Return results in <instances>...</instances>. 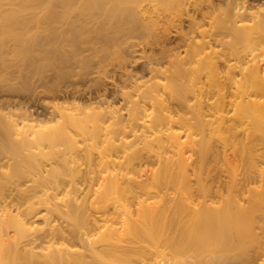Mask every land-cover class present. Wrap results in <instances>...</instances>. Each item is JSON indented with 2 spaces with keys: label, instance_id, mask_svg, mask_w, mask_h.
I'll use <instances>...</instances> for the list:
<instances>
[{
  "label": "bare ground",
  "instance_id": "bare-ground-1",
  "mask_svg": "<svg viewBox=\"0 0 264 264\" xmlns=\"http://www.w3.org/2000/svg\"><path fill=\"white\" fill-rule=\"evenodd\" d=\"M118 1L10 0L0 11V65L11 55L29 68L24 83L0 71V264H132L146 253L189 264L188 252L194 264H264V0H150L158 19H179L176 44L109 100L50 104L59 87L25 84L62 59L60 44L83 41L79 16L122 15L135 32ZM77 126L101 142L95 168L62 169L59 149L43 165L46 147L77 141ZM15 156L27 169L22 159L4 169Z\"/></svg>",
  "mask_w": 264,
  "mask_h": 264
},
{
  "label": "rangeland",
  "instance_id": "rangeland-1",
  "mask_svg": "<svg viewBox=\"0 0 264 264\" xmlns=\"http://www.w3.org/2000/svg\"><path fill=\"white\" fill-rule=\"evenodd\" d=\"M9 2L10 0H0V11H5L9 7ZM156 3L150 0H142L138 4L120 0L116 2L114 7L121 12L128 8L133 9L135 21L138 25L135 32L130 30L133 20L122 15L112 14L108 18L107 15L92 12L79 16L77 18L78 29L87 32L83 41L78 45H72L68 42L60 44L63 49L62 59L49 61L42 70L37 72L38 74L31 75L25 84L28 86L31 82L38 83L39 79H43L50 87L57 86L60 89L55 93V96L48 94L47 102L73 106L78 102H88L90 97L96 95H104V97L106 95L108 100L111 99L110 96L114 95L116 87L122 85V81L126 79L128 74L132 75V80L149 78V75L144 73L143 69L145 60L158 54L162 47L172 48V46H175L178 38L176 25L180 24L177 18L172 19L175 22L171 23L172 20L165 18L164 14H161L158 19L157 11H162L158 10L159 7ZM174 15L175 13L172 16ZM185 17V15H182L181 18L184 19ZM155 21H157L153 25L155 32L151 35L146 34L145 23L151 24ZM183 26H185V23H183ZM57 29L67 30L66 24L57 26ZM101 29L104 34H108L110 40H104L99 36L98 32ZM156 32H160L158 41L155 38ZM30 33H34L33 35L38 39L44 36L43 31L34 26L30 29ZM6 42L11 47L14 46L12 40L8 39ZM0 68L2 73H13L15 81L19 83L22 81L24 83L29 69L26 61L11 55L5 64L0 65ZM86 72L87 74H85ZM17 98H19V95ZM76 115L78 119L89 118L80 110H77ZM85 121H89V119H85ZM91 124L89 122L87 126ZM88 127L91 130V126ZM75 130L70 133L75 135L77 141L70 143L65 140L61 141V144L55 148L46 147L44 150L45 155L38 156V160L47 168H50L55 165V152L59 149L60 154L63 155L61 158L62 169L95 168V157L103 150L101 142L91 136L88 130L80 129L78 126ZM20 159L24 163L22 168L27 169V159L24 158L23 160V156H15V159H10L8 167L4 169H14L15 161H20ZM246 170L241 168L223 169V174L227 176V179L238 178ZM41 210L43 211V209ZM33 220L39 224L33 221V225L40 226L39 221H41V218L39 220V217H35ZM169 252V249H164L166 259L171 258ZM196 255L193 252H188L182 256L181 260L194 264L197 258ZM161 258L146 253L143 257H134L132 264H155Z\"/></svg>",
  "mask_w": 264,
  "mask_h": 264
}]
</instances>
